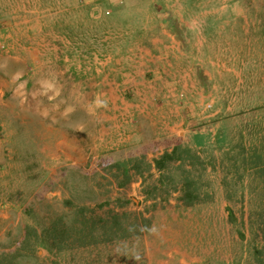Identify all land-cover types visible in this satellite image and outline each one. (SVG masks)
Masks as SVG:
<instances>
[{
    "label": "rangeland",
    "instance_id": "rangeland-1",
    "mask_svg": "<svg viewBox=\"0 0 264 264\" xmlns=\"http://www.w3.org/2000/svg\"><path fill=\"white\" fill-rule=\"evenodd\" d=\"M0 45V264H264V0H0Z\"/></svg>",
    "mask_w": 264,
    "mask_h": 264
},
{
    "label": "crops",
    "instance_id": "crops-1",
    "mask_svg": "<svg viewBox=\"0 0 264 264\" xmlns=\"http://www.w3.org/2000/svg\"><path fill=\"white\" fill-rule=\"evenodd\" d=\"M156 31L157 35L149 37L147 42H140L142 41V39H140L139 43L134 46L136 49L133 55H129L125 59V63L133 68L130 69L126 67V69L122 72L124 80H130L131 84H134V81L136 80L135 72L138 70L137 68L143 67L145 68V71L151 72L148 74L150 75V79L145 80L146 83L148 82V85H143L144 88H139L143 92H146L145 88L147 87H156L162 91L163 86L160 85L162 82L159 83L156 81V79L160 77L157 76V73H166L170 71L171 68L169 66H171L173 59L176 56L175 50L177 47H175V45L177 42L175 41L174 35L164 28ZM135 41L137 42V40ZM135 89L137 88L135 87Z\"/></svg>",
    "mask_w": 264,
    "mask_h": 264
},
{
    "label": "trees",
    "instance_id": "trees-1",
    "mask_svg": "<svg viewBox=\"0 0 264 264\" xmlns=\"http://www.w3.org/2000/svg\"><path fill=\"white\" fill-rule=\"evenodd\" d=\"M186 161H191V166L198 164L201 167L200 170L204 169L203 160H201L197 153L193 152L192 149L187 146H182L180 143H176L169 150H165L158 158L153 160L154 168L159 172L158 183H163L160 178L164 176L163 170L169 162L184 163ZM180 178V185L178 189H176L178 191V199L184 205H192L193 203L199 201L200 193L193 188L196 178L192 176L189 171H184ZM166 180L168 181L167 178ZM226 209L229 218H231L232 214L230 210L228 208ZM17 264H22L20 259L17 260Z\"/></svg>",
    "mask_w": 264,
    "mask_h": 264
},
{
    "label": "built area",
    "instance_id": "built-area-1",
    "mask_svg": "<svg viewBox=\"0 0 264 264\" xmlns=\"http://www.w3.org/2000/svg\"><path fill=\"white\" fill-rule=\"evenodd\" d=\"M0 47H3L2 45H0Z\"/></svg>",
    "mask_w": 264,
    "mask_h": 264
}]
</instances>
